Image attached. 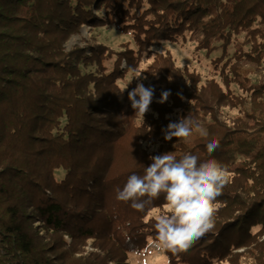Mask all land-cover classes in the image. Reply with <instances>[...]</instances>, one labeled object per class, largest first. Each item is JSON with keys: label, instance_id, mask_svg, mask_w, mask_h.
<instances>
[{"label": "trees", "instance_id": "1", "mask_svg": "<svg viewBox=\"0 0 264 264\" xmlns=\"http://www.w3.org/2000/svg\"><path fill=\"white\" fill-rule=\"evenodd\" d=\"M110 23L136 49H66L82 26ZM185 33L198 48H221L220 82L201 84L151 52ZM143 54L154 88L144 118L119 84ZM186 115L207 135L164 140L162 129ZM190 149L225 164L229 179L214 228L187 251H163L167 264H264V0H0V264H129L154 240L149 213L166 201L139 212L117 189L150 156Z\"/></svg>", "mask_w": 264, "mask_h": 264}, {"label": "clouds", "instance_id": "2", "mask_svg": "<svg viewBox=\"0 0 264 264\" xmlns=\"http://www.w3.org/2000/svg\"><path fill=\"white\" fill-rule=\"evenodd\" d=\"M140 75L133 78H139ZM131 81L121 89V93ZM153 95L154 88L145 87L142 82L128 92L136 115L144 118ZM169 95L170 91H163L158 102L164 103ZM194 129L200 131L201 135H207L192 117L181 116L178 122H169L162 129L163 138L166 141L174 137L177 140L186 139ZM219 147V140L208 142L206 150L209 156ZM149 159L151 163L144 168L142 175L130 174L124 186L117 189L116 199L131 202L133 209L144 212L163 194L166 211L153 217L156 236L151 247L161 252L187 251L215 226L218 212L215 202L228 182L227 166L216 159H202L191 149L179 158L165 152L152 155Z\"/></svg>", "mask_w": 264, "mask_h": 264}, {"label": "rangeland", "instance_id": "3", "mask_svg": "<svg viewBox=\"0 0 264 264\" xmlns=\"http://www.w3.org/2000/svg\"><path fill=\"white\" fill-rule=\"evenodd\" d=\"M242 36L238 37V40H242ZM96 41L102 43L110 49L115 51L123 50L126 46H130L136 49L133 37L131 33H124L118 25L110 23L107 26L102 27H90L84 25L80 28L78 34L72 35L65 44L67 50H70L73 46H83L85 42ZM198 38L192 36L189 33H185L183 37L179 36L175 40L157 41L152 44L150 50L152 53H160L162 55L171 58L173 64L181 70L187 71L198 75L201 84L214 79L220 82V75L218 70L215 69L213 61L220 58L222 55L221 48L217 47L214 50H206L198 48ZM234 51V47L230 44L226 49L227 57L231 56ZM152 57L148 58L146 54L142 55V59L138 67L129 71L124 79L119 81L122 89L125 85L131 81L127 89L130 91L134 89L137 83H143L146 87L150 80H147L142 71L151 62ZM226 60V59H224ZM109 69L112 68V60L106 62ZM124 66V63L122 64ZM140 75L139 78H133L135 75ZM235 90V88H234ZM238 92L237 90H235ZM138 98V97H137ZM229 114L235 115L237 110H229ZM155 148V147H153ZM62 170L57 173L62 175ZM166 210V205L164 206ZM159 214L158 209L152 210L149 215L153 216ZM151 242L148 243L146 248L129 254V264H167L166 256L162 251H156L151 247ZM87 250H91V246H87ZM213 264H226V263H213Z\"/></svg>", "mask_w": 264, "mask_h": 264}]
</instances>
